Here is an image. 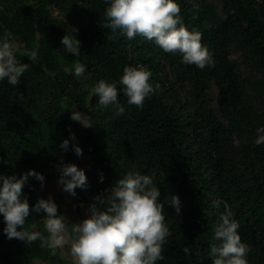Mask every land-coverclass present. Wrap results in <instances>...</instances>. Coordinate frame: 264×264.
<instances>
[{"label": "trees", "instance_id": "trees-1", "mask_svg": "<svg viewBox=\"0 0 264 264\" xmlns=\"http://www.w3.org/2000/svg\"><path fill=\"white\" fill-rule=\"evenodd\" d=\"M213 1L177 0L183 23L202 33L213 55L214 66L200 69L143 36L128 39L106 28L108 0H0V34H11L21 46L19 61L29 64L17 85L0 81V174L19 177L33 169L43 175L44 168L87 155L88 186L61 196L88 207L128 171H139L159 188L170 232L157 264H212L210 245L219 243L214 225L224 210L214 200L227 202L239 221L248 264H264V143H255V129L264 125V0H216L220 13ZM70 31L80 41L79 56L60 43ZM33 47L35 62L20 56ZM76 61L86 65V80L70 70ZM126 65L150 69V82L160 87L143 107L118 91L124 112L117 114L101 108L90 88L101 78L118 82ZM71 108L90 113L92 126L72 121ZM63 139H69L67 151ZM173 194L179 212L169 204ZM22 195L30 206L24 227L47 235L43 213L31 212L44 198L35 177H28ZM55 203L61 214L63 200ZM3 227L0 216V264H72L39 239L7 238Z\"/></svg>", "mask_w": 264, "mask_h": 264}, {"label": "clouds", "instance_id": "clouds-1", "mask_svg": "<svg viewBox=\"0 0 264 264\" xmlns=\"http://www.w3.org/2000/svg\"><path fill=\"white\" fill-rule=\"evenodd\" d=\"M104 15V26L113 33L128 39L143 36L165 52H179L182 63L194 64L200 69L214 66L211 51L201 42L202 33L189 30L183 23L177 0H108ZM10 36L7 30L0 34V81L14 86L29 64L19 61L17 45ZM60 43L66 52L80 55V41L73 31L65 32ZM20 56H27L35 62L38 49L24 48ZM70 70L82 80L90 75L86 72V65L79 61ZM151 75V70L143 65H126L118 82L101 78L91 86L90 94L98 96L101 108L111 106L117 114L124 112L118 91L127 97L128 104L143 107L145 98L160 87L158 83L154 86L150 82ZM117 83L123 87L118 89ZM75 109H71L69 118L84 127H91V117L85 111ZM255 132V143H264V125L258 126ZM69 137L75 139L74 133L70 132ZM68 146L69 139H63L60 147L67 151ZM72 150L77 156L82 154L78 144H73ZM59 172L57 183L72 196L76 195V188L88 186L85 171L74 163L61 164ZM30 176L40 181L43 187L44 176L33 169L19 177L15 173L0 174V216L4 221L2 231L7 238L25 242L39 239L41 247L51 249L70 245L75 264H157L163 259L162 245L170 232L165 223L164 204L159 199L161 193L150 175L128 171L106 190V194L93 197L88 214L75 223H69L62 213L58 214V206L51 196L37 198L31 212L43 213L47 235L24 227L30 206L26 195H22V188ZM170 197L169 204L179 212V197L175 194ZM212 204L215 207L223 204L224 209L214 225V237L219 243L210 245L212 264H248L249 245L241 240L237 231L239 221L233 218L227 202L214 200Z\"/></svg>", "mask_w": 264, "mask_h": 264}, {"label": "rangeland", "instance_id": "rangeland-1", "mask_svg": "<svg viewBox=\"0 0 264 264\" xmlns=\"http://www.w3.org/2000/svg\"><path fill=\"white\" fill-rule=\"evenodd\" d=\"M27 1L30 2L31 0H27ZM213 3L215 4L218 12L220 13L219 11L221 8L220 2L214 0ZM16 45H17V50H19L21 46L18 44ZM231 58L235 61V63H239L240 59H239L238 53L232 52ZM240 71L243 77H249L248 70L244 69L243 67H240ZM209 93H210V96L215 99L216 89L214 87H211V90ZM88 105H91L90 99L88 101ZM86 114L90 116V113H86ZM91 161H92V158L85 155L84 158L80 160H73V161L66 162V163H74L78 166V168H81L85 171L90 166ZM59 166L60 165H56L51 168L43 169L44 170L43 171L44 181H43V187H41V182L39 181V193H41V195L44 196L45 199L51 196L54 202L63 200L62 214L67 218L69 223L79 222L81 219L85 218V216L88 214V207L82 204H77L71 199L67 198L66 196H61L63 194L62 185L57 183L58 177L60 175ZM54 250L59 252L64 258H66L72 264H75L74 258L70 251V245L58 247V248H55Z\"/></svg>", "mask_w": 264, "mask_h": 264}]
</instances>
